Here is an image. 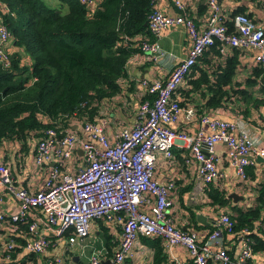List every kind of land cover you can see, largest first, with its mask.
<instances>
[{"label": "built area", "instance_id": "built-area-1", "mask_svg": "<svg viewBox=\"0 0 264 264\" xmlns=\"http://www.w3.org/2000/svg\"><path fill=\"white\" fill-rule=\"evenodd\" d=\"M82 1L93 9L97 0ZM152 2L147 16L150 33L156 35L164 28L182 25L190 41L186 55L166 77L141 79L146 95L138 105L136 119L132 126L122 127L113 139L106 132L105 119L99 122L83 113L87 101L71 113L50 119L38 135L33 152L36 165L53 162L46 167L41 188L20 187L8 163L0 161V203L4 195L15 201L9 211L0 204V226L8 223V231L0 239V264L13 260L18 249L16 237L24 224L27 239L21 252L24 256H38L46 254L64 236L74 246L89 234L94 219L105 217L120 224L119 243L109 264H123L132 255L139 235L162 238L166 264H264V248H256L258 238L264 239V210L251 224L239 228L234 225L232 211L224 210L207 234L198 237L195 231L176 226L168 216L173 206L174 182L155 177L157 153L170 157L173 147H188V159L195 162V175L202 185H197L194 193L220 174L217 143L224 144L227 161L242 183L247 181V169L256 163V157L264 158V139L257 141L236 121L210 116L204 110L198 113L193 105H181L177 96L178 87L198 58L217 41L241 50L252 49L254 63L262 70L258 78L263 85L264 23L255 22L246 12L228 17L219 0H206L208 10L201 28L188 13L184 0H171L177 9L174 13L157 6L158 0ZM5 12V5L0 2V65L7 68L11 57ZM134 39H139L142 52L158 56L160 47L156 41L146 34ZM182 112L185 121L198 117L199 128L186 132L172 127ZM260 120L264 127V111ZM74 121L80 123L82 136L71 127ZM177 246L187 252V259L177 255ZM102 257L100 252L92 251L85 264H101ZM54 261L60 258L44 259L42 264Z\"/></svg>", "mask_w": 264, "mask_h": 264}, {"label": "crops", "instance_id": "crops-1", "mask_svg": "<svg viewBox=\"0 0 264 264\" xmlns=\"http://www.w3.org/2000/svg\"><path fill=\"white\" fill-rule=\"evenodd\" d=\"M184 2L188 13L192 14L197 26L202 28L208 10L206 0H184ZM219 2L221 10L228 17H232L236 12H246L255 22L264 23V0H219ZM51 3V6L54 7L56 4H60L59 8L66 7L61 4L60 0H51ZM157 6L170 13L177 11L171 0H158ZM146 35L158 43L160 47L158 56L154 58L140 49L133 52L131 54L133 56L130 55L125 61L123 74L117 78L118 90L112 95L95 99L90 103L87 102L83 110L89 119L99 122L105 119L106 132L112 139L122 127L132 126L136 119L138 105L146 95L141 79L144 77L148 79L166 77L171 68L186 55L190 45L189 37L182 25L164 28L156 35L149 31ZM220 46L224 48L221 49ZM7 48L11 56H14L15 51H22V48L19 47L20 50H18L11 43V39L7 42ZM217 49V51L212 48L206 50L208 51L207 60L198 61L199 66L208 72L209 78L213 80L210 72L216 69L217 65L223 66L226 58L237 51L238 63L233 76V87L247 88L252 93L253 98H264L259 78L256 85L246 86L245 82V79L251 76L257 67L253 60V50H241L225 43L218 44ZM20 62L29 65L32 63V59L24 54ZM199 66L197 68L192 67L193 69L178 87L177 96L181 105H193L198 113L204 110L210 116L236 121L240 129L249 131L253 138L262 141L264 139V127L261 124L260 114L264 111V101L245 102L243 98H240L238 92H235L224 95L218 105L206 104V97L204 98L203 94L209 95L211 93L207 89V83L203 82L197 87L193 84V79L201 73ZM224 88L228 89V84L224 85ZM89 107H94L95 111L90 112ZM246 107H248L247 111ZM44 122L46 123L47 119ZM70 125L77 130L79 135L84 134L78 121H74ZM200 125L201 122L198 117L185 121L183 112L176 122L171 123L172 127L186 132H194ZM40 129H31L25 138L6 137L0 141V161L8 163L17 185L31 190L42 187L46 176V167L53 163L49 162L44 165L34 163L33 152L38 135L41 133ZM204 129L208 130L207 127ZM216 152L218 155L217 168L220 174L212 183L224 196L230 199L226 204L212 202L208 193L209 184L203 185L201 191L194 193L195 187L202 185V183L196 178L194 160L188 159L190 156L188 147H173L172 156L169 157L159 152L156 157V179L162 182L168 180L174 182L173 206L168 214L169 218L181 229L195 231L198 237L207 234L220 212L230 209L233 214H236L233 209L234 205L247 208L256 204L258 190L264 186V160L262 158L256 157V163L248 167V179L242 183L239 181L234 168L227 161L223 143H217ZM79 155L82 156L81 150ZM66 168L68 167L65 166ZM232 193H236L238 199L235 200L231 196ZM0 204L5 211H9L15 201L10 195H4ZM198 214L204 215V222L197 218ZM40 215L42 216L41 212ZM1 225L0 239L8 231L7 221ZM26 234L24 224L16 237L18 249L14 252L13 260L8 264H42L44 259L55 257H59L60 261H54L53 264H85L92 251L100 252L103 255L101 264H109L113 249L119 243L120 224L111 217L94 219L89 234L76 242L74 246H70L66 236H64L57 239L46 254L38 256L33 254L24 256L21 252L22 245L27 239ZM107 236L110 237L109 245L106 243ZM142 236L144 235L138 236V244L132 255L123 264H151L153 262L155 247L144 241ZM147 237L153 238L155 236ZM52 238L55 240L54 237ZM161 243L163 246V242ZM109 247L111 252H108ZM174 250L181 258H188L187 252L182 247H174ZM106 260L107 263H104Z\"/></svg>", "mask_w": 264, "mask_h": 264}, {"label": "trees", "instance_id": "trees-1", "mask_svg": "<svg viewBox=\"0 0 264 264\" xmlns=\"http://www.w3.org/2000/svg\"><path fill=\"white\" fill-rule=\"evenodd\" d=\"M0 2L6 8L3 19L10 30L11 43L18 50L22 48L14 56L9 52V67L0 65V141L6 137L25 138L31 129L42 130L50 119L71 113L83 101L90 103L115 93L125 61L140 49L139 39L134 37L149 33L147 16L153 8L152 0H99L93 9H88L82 0H60L64 9L49 6L44 0ZM217 45L218 41L210 48L217 51ZM24 54L32 59L31 64L20 62ZM207 54L205 50L193 68L201 59L207 60ZM237 63L234 51L223 66L217 65L210 72L213 80L199 66L201 73L193 84L197 87L207 83L211 93L203 94L206 104L218 105L224 95L235 92L245 102L264 101L253 98L247 88L233 87ZM260 74L262 70L256 67L253 76L245 79L246 86L256 85ZM226 84L228 89L224 88ZM260 88L264 93V84ZM89 111L95 108L89 107ZM208 187L213 203L226 204L230 200L215 184L209 183ZM258 191L256 204L247 208L234 205L236 214L232 218L237 228L251 224L264 210V186ZM107 239L109 245L110 237ZM142 239L155 247L151 264H166L162 238L144 235ZM259 247L264 248V239L258 238L256 248Z\"/></svg>", "mask_w": 264, "mask_h": 264}, {"label": "water", "instance_id": "water-1", "mask_svg": "<svg viewBox=\"0 0 264 264\" xmlns=\"http://www.w3.org/2000/svg\"><path fill=\"white\" fill-rule=\"evenodd\" d=\"M264 160V158H262ZM231 196L236 200L238 199V195L236 193H232ZM197 218L200 220V221H203L204 220V215L202 214H198ZM204 222V221H203ZM104 263H107V260L104 262Z\"/></svg>", "mask_w": 264, "mask_h": 264}, {"label": "rangeland", "instance_id": "rangeland-1", "mask_svg": "<svg viewBox=\"0 0 264 264\" xmlns=\"http://www.w3.org/2000/svg\"><path fill=\"white\" fill-rule=\"evenodd\" d=\"M44 1H45V3L48 4L49 6L52 5L51 0H44ZM57 3H58V2H57ZM59 5H60V4H56V7L59 8ZM52 7H54V6H52ZM61 9H64V8H61Z\"/></svg>", "mask_w": 264, "mask_h": 264}]
</instances>
